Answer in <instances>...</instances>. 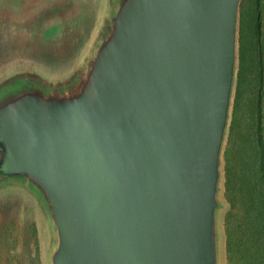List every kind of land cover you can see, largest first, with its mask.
<instances>
[{"label": "water", "instance_id": "95a60500", "mask_svg": "<svg viewBox=\"0 0 264 264\" xmlns=\"http://www.w3.org/2000/svg\"><path fill=\"white\" fill-rule=\"evenodd\" d=\"M241 0H107L81 66L0 82V189L47 264H220V156Z\"/></svg>", "mask_w": 264, "mask_h": 264}, {"label": "rangeland", "instance_id": "374dc122", "mask_svg": "<svg viewBox=\"0 0 264 264\" xmlns=\"http://www.w3.org/2000/svg\"><path fill=\"white\" fill-rule=\"evenodd\" d=\"M254 2L240 4L235 76L220 156V264H227V228L241 215L245 227L254 222L252 212L237 202L241 192L232 176L238 175L234 170L250 173L255 161L249 149L259 75ZM106 7L107 0H0V82L18 73L49 82L68 79L87 56ZM49 241L46 219L33 196L15 186L0 189V264H47Z\"/></svg>", "mask_w": 264, "mask_h": 264}, {"label": "trees", "instance_id": "16d2710c", "mask_svg": "<svg viewBox=\"0 0 264 264\" xmlns=\"http://www.w3.org/2000/svg\"><path fill=\"white\" fill-rule=\"evenodd\" d=\"M256 11V38L258 56V86L256 115L250 151L255 152L254 168L250 173L233 171L241 192L237 202L243 211L249 209L254 216L253 227L241 224L242 215L237 217L231 230H226L227 264H264V0H254ZM237 101V97H235ZM250 137V136H248ZM251 162V161H249ZM231 176V178H232ZM232 178V179H233Z\"/></svg>", "mask_w": 264, "mask_h": 264}]
</instances>
